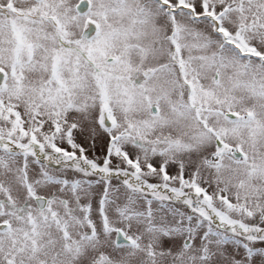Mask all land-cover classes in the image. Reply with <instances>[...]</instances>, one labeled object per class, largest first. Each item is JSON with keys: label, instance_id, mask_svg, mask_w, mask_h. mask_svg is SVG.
Instances as JSON below:
<instances>
[{"label": "snow or ice", "instance_id": "snow-or-ice-1", "mask_svg": "<svg viewBox=\"0 0 264 264\" xmlns=\"http://www.w3.org/2000/svg\"><path fill=\"white\" fill-rule=\"evenodd\" d=\"M0 264H264V0H0Z\"/></svg>", "mask_w": 264, "mask_h": 264}, {"label": "rangeland", "instance_id": "rangeland-1", "mask_svg": "<svg viewBox=\"0 0 264 264\" xmlns=\"http://www.w3.org/2000/svg\"><path fill=\"white\" fill-rule=\"evenodd\" d=\"M101 153V149H100V146L98 145L97 147V154L99 155Z\"/></svg>", "mask_w": 264, "mask_h": 264}]
</instances>
